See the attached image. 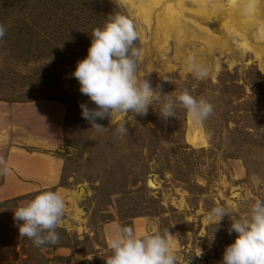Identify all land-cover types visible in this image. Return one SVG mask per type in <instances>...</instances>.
I'll return each instance as SVG.
<instances>
[{
    "label": "rangeland",
    "instance_id": "obj_1",
    "mask_svg": "<svg viewBox=\"0 0 264 264\" xmlns=\"http://www.w3.org/2000/svg\"><path fill=\"white\" fill-rule=\"evenodd\" d=\"M163 8L0 0L2 150L58 164L0 177V264H264L259 26Z\"/></svg>",
    "mask_w": 264,
    "mask_h": 264
},
{
    "label": "bare ground",
    "instance_id": "obj_2",
    "mask_svg": "<svg viewBox=\"0 0 264 264\" xmlns=\"http://www.w3.org/2000/svg\"><path fill=\"white\" fill-rule=\"evenodd\" d=\"M154 7L162 5L163 13L160 17H168L169 21H172L175 17L174 14L180 15L186 0H149ZM194 2L198 9L195 11L199 16L205 17L208 20L223 24L228 30L240 33L244 38L243 47L245 49H252L259 56L261 53L260 48L253 47L245 38L246 32L242 26L247 24L257 23L259 26L257 40L264 42V0H228V7L225 8L222 5V0H191ZM139 5V8L144 13H150V3L145 2L139 4L135 1L130 4ZM138 7V6H137ZM161 14V13H160ZM175 14V15H176ZM147 15V14H146ZM244 17V18H241ZM146 18H149L148 15ZM166 19V18H165ZM241 19V20H239ZM164 22V20H163ZM165 26L168 24L165 22ZM163 25V24H162ZM161 26V25H160ZM162 27V26H161ZM191 141L198 143V133H194L191 136Z\"/></svg>",
    "mask_w": 264,
    "mask_h": 264
},
{
    "label": "crops",
    "instance_id": "obj_3",
    "mask_svg": "<svg viewBox=\"0 0 264 264\" xmlns=\"http://www.w3.org/2000/svg\"><path fill=\"white\" fill-rule=\"evenodd\" d=\"M45 109H48V107ZM37 125L38 124H36V126ZM31 140L30 138L28 142H23V145L27 149L8 146L7 149L4 148V151L2 150V146L6 145V142L4 140H2V142L0 141V169L2 170L0 177L3 179L4 184L13 182L14 185H28V187H30L33 184L36 185V181H41V183L47 181L49 179L48 176H52V174H54L53 180H56L55 173L58 171L56 172L54 168H57L58 164H55L53 159L47 154L29 150L32 144L44 148L45 145L43 144L46 143L45 140L35 139V143L34 141L31 142ZM33 181H35V183ZM28 189H31V187Z\"/></svg>",
    "mask_w": 264,
    "mask_h": 264
}]
</instances>
